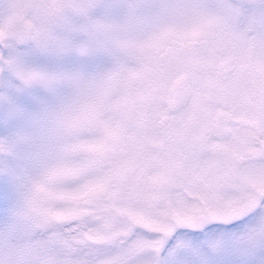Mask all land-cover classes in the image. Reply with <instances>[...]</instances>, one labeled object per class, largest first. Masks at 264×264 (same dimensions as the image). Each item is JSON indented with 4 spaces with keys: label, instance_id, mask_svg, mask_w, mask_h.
Here are the masks:
<instances>
[{
    "label": "snow or ice",
    "instance_id": "6c2138e0",
    "mask_svg": "<svg viewBox=\"0 0 264 264\" xmlns=\"http://www.w3.org/2000/svg\"><path fill=\"white\" fill-rule=\"evenodd\" d=\"M0 264H264V0H0Z\"/></svg>",
    "mask_w": 264,
    "mask_h": 264
}]
</instances>
